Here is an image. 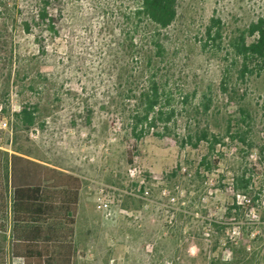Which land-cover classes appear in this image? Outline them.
<instances>
[{"label":"rangeland","instance_id":"374dc122","mask_svg":"<svg viewBox=\"0 0 264 264\" xmlns=\"http://www.w3.org/2000/svg\"><path fill=\"white\" fill-rule=\"evenodd\" d=\"M42 1L0 0L3 226L16 154L81 179L74 264H240L244 247L243 264H264V71L242 81L236 53L255 40L264 0H178L167 29L142 0H61L50 9L57 32H29ZM230 116L244 139L229 137ZM244 171L251 202L232 191ZM235 198L243 207L227 218ZM210 220L229 221L225 237ZM5 232L0 264H24Z\"/></svg>","mask_w":264,"mask_h":264},{"label":"trees","instance_id":"16d2710c","mask_svg":"<svg viewBox=\"0 0 264 264\" xmlns=\"http://www.w3.org/2000/svg\"><path fill=\"white\" fill-rule=\"evenodd\" d=\"M61 0H43L37 16L25 22L27 31L33 25L45 27L47 31L57 32L56 20L50 9ZM178 0H142V14L160 29L169 28L177 18ZM2 12L0 11V18ZM214 29H217L216 31ZM221 21L214 18L212 27L208 29V37L213 41L222 39L220 32ZM249 34L255 37L252 43L244 38L236 44V53L242 60L239 77L246 81L250 76L264 71V19L259 18L249 29ZM159 47H161L159 45ZM228 85V77H224L223 86ZM156 105L151 104L150 109ZM32 124L34 117L27 106H21L16 114ZM234 117H229L228 134L233 140L244 139L239 126L234 129ZM207 134L203 137L207 139ZM214 138V145L219 143ZM129 163L133 164L134 155L128 151ZM1 157V152H0ZM10 186L12 189L13 212V257L24 260V264H74L77 250L74 242L76 217L82 190V181L79 177L58 171L43 164L28 160L19 155L10 156ZM220 160L213 162L205 160L204 165L210 170L218 165ZM247 171L234 179L232 191L241 192L246 202L253 201V190ZM256 198V197H254ZM243 206L237 198L228 208L227 218L237 216ZM212 236L225 237L229 228V221L210 220ZM2 231L5 227L0 226ZM247 248L244 247L237 263L246 261ZM214 251V250H213ZM238 256L239 251L232 249Z\"/></svg>","mask_w":264,"mask_h":264},{"label":"crops","instance_id":"0c3cea01","mask_svg":"<svg viewBox=\"0 0 264 264\" xmlns=\"http://www.w3.org/2000/svg\"><path fill=\"white\" fill-rule=\"evenodd\" d=\"M1 213H2V208H0V226L3 225V223H2L3 222V220H2L3 215H1ZM5 217H7V221H6L7 225L4 224L5 225L4 226L5 227V231L6 232L9 231L10 238H11V241H12V247H13L14 241H13V233H12V227H13V212H12V208H6V215H5ZM5 231H2L0 229V234L3 233V232H5ZM14 258H15V260H18V261L23 260L22 258H19V257H14Z\"/></svg>","mask_w":264,"mask_h":264},{"label":"built area","instance_id":"2783aa9c","mask_svg":"<svg viewBox=\"0 0 264 264\" xmlns=\"http://www.w3.org/2000/svg\"><path fill=\"white\" fill-rule=\"evenodd\" d=\"M1 126L3 127V128H8V124H7V122H1Z\"/></svg>","mask_w":264,"mask_h":264}]
</instances>
